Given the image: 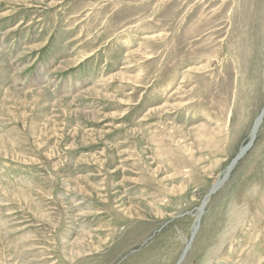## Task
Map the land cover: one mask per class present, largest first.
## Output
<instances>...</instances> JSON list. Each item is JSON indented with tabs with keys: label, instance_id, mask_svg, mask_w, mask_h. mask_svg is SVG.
Here are the masks:
<instances>
[{
	"label": "rangeland",
	"instance_id": "1",
	"mask_svg": "<svg viewBox=\"0 0 264 264\" xmlns=\"http://www.w3.org/2000/svg\"><path fill=\"white\" fill-rule=\"evenodd\" d=\"M263 112L264 0H0V264H264Z\"/></svg>",
	"mask_w": 264,
	"mask_h": 264
},
{
	"label": "bare ground",
	"instance_id": "2",
	"mask_svg": "<svg viewBox=\"0 0 264 264\" xmlns=\"http://www.w3.org/2000/svg\"><path fill=\"white\" fill-rule=\"evenodd\" d=\"M186 86V85H185ZM189 86V85H188ZM184 87V86H183ZM182 87V88H183ZM17 91V90H16ZM180 91H181V89H178V91H177V93H176V95L178 94V93H180ZM12 91H10V93H11ZM17 93H18V91H17ZM18 94H20V93H18ZM178 95H180V94H178ZM16 97V96H15ZM22 97V96H21ZM20 97V98H21ZM23 97H24V95H23ZM14 98V97H13ZM24 99V98H23ZM18 102V101H17ZM263 118H264V112L263 113H261L260 115H259V117L256 119V122H255V125H254V128H253V130H252V132H251V137H250V142L249 143H251V142H255V140H256V137H257V132H258V130H259V128L261 127V125H262V123H263ZM248 143V144H249ZM253 143H252V145H253ZM248 144L246 145V146H244L242 149H241V153L243 154V155H245L246 154V152L248 151V149L250 148V147H252V145L247 149V147H248ZM10 146V145H9ZM6 147H7V145H6ZM240 153V154H241ZM242 155V156H243ZM237 163H235V164H233L231 167H230V169H229V172L227 173V175H226V179H227V177L229 176V174L234 170V168L236 167L235 165H236ZM217 185V184H216ZM215 185V186H216ZM218 186V185H217ZM220 186V185H219ZM217 188H213V190H212V192H214L215 190H216ZM212 194V193H211ZM210 194V195H211ZM210 195L206 198V200L204 201V203L202 204V206H201V208L199 209V213H200V216H199V220H198V224H197V226H195L194 228V233H193V235H196V233L198 232V225H199V222H200V219H201V217L204 215V209H205V207H206V205L208 204V202H209V200H210ZM198 215V214H197ZM196 215V216H197ZM197 222V221H196ZM3 236V235H2ZM11 246V245H10ZM81 246V245H80ZM6 248V247H5ZM9 249V248H8ZM13 250V249H12ZM10 251V250H9ZM187 253V251H185L184 252V256H185V254ZM183 259H184V257H183ZM184 260H182L179 264H182V262H183Z\"/></svg>",
	"mask_w": 264,
	"mask_h": 264
},
{
	"label": "water",
	"instance_id": "3",
	"mask_svg": "<svg viewBox=\"0 0 264 264\" xmlns=\"http://www.w3.org/2000/svg\"><path fill=\"white\" fill-rule=\"evenodd\" d=\"M252 143H253V142H251V143L248 145L247 149L252 145ZM242 155H243V154H241V156H242ZM241 156H240V157H241ZM240 157H239V158H240ZM239 158H237L236 160H234L233 163H232V165L235 164L236 161H237ZM232 165H231V166H232ZM183 257H184V255H183ZM183 257L181 258L182 260H184Z\"/></svg>",
	"mask_w": 264,
	"mask_h": 264
}]
</instances>
